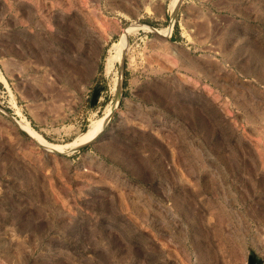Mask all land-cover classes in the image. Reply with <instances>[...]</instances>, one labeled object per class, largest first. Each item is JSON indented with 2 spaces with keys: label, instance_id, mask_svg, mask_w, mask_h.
Segmentation results:
<instances>
[{
  "label": "rangeland",
  "instance_id": "1",
  "mask_svg": "<svg viewBox=\"0 0 264 264\" xmlns=\"http://www.w3.org/2000/svg\"><path fill=\"white\" fill-rule=\"evenodd\" d=\"M171 4L0 0V264H264V0Z\"/></svg>",
  "mask_w": 264,
  "mask_h": 264
},
{
  "label": "bare ground",
  "instance_id": "2",
  "mask_svg": "<svg viewBox=\"0 0 264 264\" xmlns=\"http://www.w3.org/2000/svg\"><path fill=\"white\" fill-rule=\"evenodd\" d=\"M177 1L178 0H172V4L175 5L177 3ZM126 41H127V36H126V34H124L122 36V40H121L120 43H115V44L113 43V45H112V52L107 57L106 65H105V69H106V71L108 73L110 71H112V69L114 68L115 62L118 61V60H121L122 50H123V47L126 45ZM104 123H105V117L103 119H100L99 121L95 122L93 128L90 131L83 133L80 136V138L75 141L74 144L72 143L73 144L72 146H77L80 143H83L84 144V142L93 140L99 134V132L101 131V129L103 128ZM24 127L26 128V130L28 131V133L35 140L40 141V142L41 141L43 142V140H41V137L33 130L32 127L29 126L28 123H24ZM46 145L49 146V147H51V148L53 147L52 145L47 144V143H46Z\"/></svg>",
  "mask_w": 264,
  "mask_h": 264
}]
</instances>
